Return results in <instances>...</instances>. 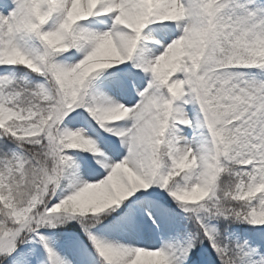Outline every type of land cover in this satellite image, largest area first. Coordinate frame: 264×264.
<instances>
[{"label": "snow or ice", "instance_id": "1", "mask_svg": "<svg viewBox=\"0 0 264 264\" xmlns=\"http://www.w3.org/2000/svg\"><path fill=\"white\" fill-rule=\"evenodd\" d=\"M0 264H264V0H0Z\"/></svg>", "mask_w": 264, "mask_h": 264}]
</instances>
